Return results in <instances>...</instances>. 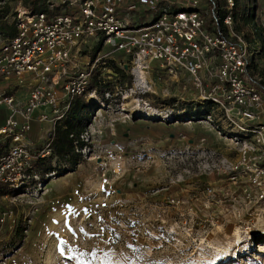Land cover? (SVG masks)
Returning <instances> with one entry per match:
<instances>
[{"label":"rangeland","instance_id":"374dc122","mask_svg":"<svg viewBox=\"0 0 264 264\" xmlns=\"http://www.w3.org/2000/svg\"><path fill=\"white\" fill-rule=\"evenodd\" d=\"M3 1L10 22L18 1ZM62 1L47 0L46 7L69 12ZM241 3L255 7L246 22L236 9L232 28L244 37L249 53L257 52L247 57V81L264 87V0ZM200 4L206 10V0ZM147 10L139 7L128 14L130 26L151 20L155 13ZM95 43L87 41L82 56L91 59ZM103 61L100 79L109 86L108 94L85 95L95 133L75 168L62 174L68 169L51 157L55 174L44 185L31 194L0 198V209L13 211L23 233L17 242L14 229L1 228L0 264H264V227L243 237L223 204L201 192L225 183L224 174L201 151L230 158L234 152L213 126L179 123L177 116L206 109L195 90L156 80L153 64L144 74L147 86L141 88L129 72L131 61L120 53ZM11 94L26 97L23 88ZM5 117L0 108V125ZM31 128L26 145L40 149L53 128L36 123Z\"/></svg>","mask_w":264,"mask_h":264},{"label":"built area","instance_id":"2783aa9c","mask_svg":"<svg viewBox=\"0 0 264 264\" xmlns=\"http://www.w3.org/2000/svg\"><path fill=\"white\" fill-rule=\"evenodd\" d=\"M222 1L226 13L221 19L209 12L207 4L206 10L201 9L200 0H68L69 12L57 15L33 13L17 2L12 19L15 34L0 41V108L6 113L0 125V145L6 146L0 155V188L17 197L44 185L30 171L35 160L50 155L51 133L42 148L31 150L26 145L31 126L50 124L53 128L69 102L87 94L91 74L101 76L99 64L105 56L118 52L131 61L130 73L138 67L146 74L153 64L159 75L156 80L166 78L183 90L190 85L199 104L207 103L209 110L203 109L201 117H186L179 123L213 126L234 155L201 151L225 176L222 186L208 185L201 192L223 204L239 234L253 237L254 230L264 227V94L247 81V57L257 52L249 53L244 37L232 28L233 0ZM139 5L158 15L149 24L131 27L127 15ZM211 16L214 23L221 21L220 28L206 27ZM99 39L93 59L82 56L87 41ZM105 48L109 52L102 54ZM185 79L189 84L183 83ZM143 85L147 86L145 80ZM17 88L25 90L23 100L11 94ZM92 123L86 125L79 141L86 144L95 133ZM88 146L76 152L81 154ZM170 203L178 205L179 201L171 199ZM16 224L13 211L1 208L0 230L11 231Z\"/></svg>","mask_w":264,"mask_h":264},{"label":"trees","instance_id":"16d2710c","mask_svg":"<svg viewBox=\"0 0 264 264\" xmlns=\"http://www.w3.org/2000/svg\"><path fill=\"white\" fill-rule=\"evenodd\" d=\"M12 1V0H11ZM20 2L21 6L28 9L29 11L33 13H45L48 15H57L60 14L58 9H49L46 7L47 0H17ZM68 0H66L67 3ZM242 0H233V7L230 11L232 19H234L235 11L236 9H239L242 13V17L244 21L248 20V16L250 14V10L252 11L255 7V4L252 3V5L246 6L244 3H241ZM249 1V0H248ZM64 3V0L62 1V4ZM31 4V8L29 9L26 7L27 5ZM207 8L210 13L215 12L218 14V17L221 19L225 13V4L222 0H207L206 1ZM149 11V10H147ZM8 6L4 3L3 0H0V41H4L6 39H11L13 35L15 34V26L13 24V16L14 12L12 14V18L10 22L6 21V17L8 15ZM155 15L152 17L151 20L148 22H143L141 25L149 24L150 21L154 20L158 12H155ZM142 19V18H141ZM138 20V19H136ZM206 23V27L208 29L221 27V21H218L217 24L214 23L212 20V16L209 17ZM141 25H133V26H141ZM101 45L100 39L96 41L94 44L95 53L99 50ZM95 53L92 55V58L94 57ZM100 64H104L100 63ZM99 64V65H100ZM113 71L116 73L122 75V71L119 70L117 67L112 65ZM92 77L90 79V82L87 87V92H95L99 97L103 98V94L107 93L109 90V86L105 85V83L100 79L99 75L96 72H93ZM128 84V80L126 81ZM108 84V83H106ZM255 87L260 90L264 94V87L262 85V82H254ZM205 111L208 109L207 103L204 106ZM92 114L91 106L87 103L85 100V96L82 98H76L69 102L68 107L66 109V112L63 116V118L55 123L53 126V132L51 133V140H50V155L43 159H37L34 161L31 173L30 174H36L40 181L43 183L45 182V175L50 174L51 172L55 171L52 170L50 163L48 160L51 159V157H54L57 159V162L62 163L68 170L63 172L62 174L68 173L69 170H72L75 168V166L78 164L79 161L78 158H80V154L77 151H80L84 149V147L87 146V144L79 141V135L84 131L86 128V125L90 123V116ZM202 116L201 112L198 113H191L186 115L177 116L178 120H182L184 118L193 117L194 119H197ZM6 146L0 145V155L4 152ZM29 186L32 185V182H29ZM1 194H9L11 195L12 192L6 188H0V195ZM22 225L19 223L17 227L14 229L17 236V242L21 240L23 237L22 233ZM261 238V237H260ZM258 238V239H260ZM263 239V238H261ZM261 243V242H258Z\"/></svg>","mask_w":264,"mask_h":264},{"label":"bare ground","instance_id":"6f19581e","mask_svg":"<svg viewBox=\"0 0 264 264\" xmlns=\"http://www.w3.org/2000/svg\"><path fill=\"white\" fill-rule=\"evenodd\" d=\"M138 69V67H134V70L131 72V74L134 76V83L138 84V86H141V88H143L144 74Z\"/></svg>","mask_w":264,"mask_h":264},{"label":"crops","instance_id":"0c3cea01","mask_svg":"<svg viewBox=\"0 0 264 264\" xmlns=\"http://www.w3.org/2000/svg\"><path fill=\"white\" fill-rule=\"evenodd\" d=\"M166 1H167V0H166ZM139 7H140V8H144V9H145V7H144V6H142V5H141V6L139 5Z\"/></svg>","mask_w":264,"mask_h":264}]
</instances>
